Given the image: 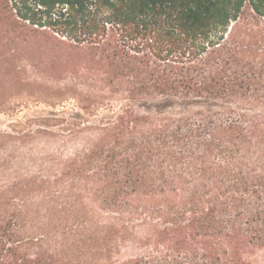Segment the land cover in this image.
Returning a JSON list of instances; mask_svg holds the SVG:
<instances>
[{
	"label": "trees",
	"instance_id": "obj_1",
	"mask_svg": "<svg viewBox=\"0 0 264 264\" xmlns=\"http://www.w3.org/2000/svg\"><path fill=\"white\" fill-rule=\"evenodd\" d=\"M40 104L0 264H264V0H0V114Z\"/></svg>",
	"mask_w": 264,
	"mask_h": 264
},
{
	"label": "rangeland",
	"instance_id": "obj_2",
	"mask_svg": "<svg viewBox=\"0 0 264 264\" xmlns=\"http://www.w3.org/2000/svg\"><path fill=\"white\" fill-rule=\"evenodd\" d=\"M203 105L193 104V103H181L180 105H174L170 108V111L179 112V113H190L199 108H202ZM48 107L44 104L40 105H29L28 107H20L16 114L11 117L8 115L0 114V127H6L11 121L12 118H26L34 117L39 112L47 111Z\"/></svg>",
	"mask_w": 264,
	"mask_h": 264
}]
</instances>
